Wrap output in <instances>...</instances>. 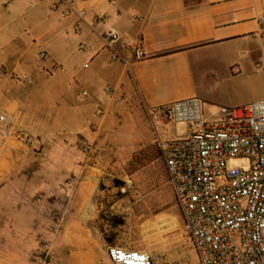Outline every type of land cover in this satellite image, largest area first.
I'll list each match as a JSON object with an SVG mask.
<instances>
[{
  "label": "crops",
  "instance_id": "crops-1",
  "mask_svg": "<svg viewBox=\"0 0 264 264\" xmlns=\"http://www.w3.org/2000/svg\"><path fill=\"white\" fill-rule=\"evenodd\" d=\"M55 1L0 0V98L11 99L4 109L20 127L41 128V180L1 186L0 221L43 238L56 214L94 220L96 197L110 188L127 192L145 223L180 227L159 143L185 127L159 109L187 98L204 112L240 104L226 93L243 62L264 70V0H73L54 9ZM109 30L119 41L105 47ZM139 42L145 57L136 60ZM163 256L172 264L167 251L153 258L164 264Z\"/></svg>",
  "mask_w": 264,
  "mask_h": 264
},
{
  "label": "built area",
  "instance_id": "built-area-1",
  "mask_svg": "<svg viewBox=\"0 0 264 264\" xmlns=\"http://www.w3.org/2000/svg\"><path fill=\"white\" fill-rule=\"evenodd\" d=\"M68 2L73 0H56L52 8ZM261 29L264 32V19ZM74 30L80 32L79 26ZM101 38L105 47L119 41L113 30ZM132 52L136 60L145 57L140 42ZM39 55L46 57L43 51ZM159 111L185 127L182 136L159 143V148L198 264H264V100L220 107L217 118L205 117L197 98L169 103ZM13 141L29 145L32 138L15 114L0 106V164ZM79 145L82 153L90 152L88 140L81 139ZM232 161L239 165L231 166ZM61 221L56 214L50 231ZM106 253L111 264H157L143 250L108 246Z\"/></svg>",
  "mask_w": 264,
  "mask_h": 264
},
{
  "label": "rangeland",
  "instance_id": "rangeland-1",
  "mask_svg": "<svg viewBox=\"0 0 264 264\" xmlns=\"http://www.w3.org/2000/svg\"><path fill=\"white\" fill-rule=\"evenodd\" d=\"M242 65L244 71L231 80L226 93L230 101L240 104L230 107H239L243 100H256L264 96V70L252 69L249 62ZM9 100L12 102L6 96L1 97L0 106L4 108V105L11 104ZM203 114L207 118H217L218 110H206ZM28 133L32 138L31 144L10 143L7 161L3 159L0 164L3 162L5 168L0 174V187L7 184L23 186L41 180V128H29ZM238 165V161L231 162L233 167ZM64 184H67V180ZM124 195L127 192H112L108 188L96 197L99 205L94 220L81 222L67 212L57 230L49 231L43 238L37 239L20 230L15 231L12 224L0 221V264H92V261L94 264H111L106 253L108 246L143 250L152 257L167 251L172 255V264H198L197 254L183 229L179 209L180 227L145 223L137 215L134 199L129 197L124 202ZM68 200L69 197L61 199V202L65 205ZM17 224L21 229V221ZM179 235L182 240L170 242L167 248L160 242L175 240ZM14 239L27 241L28 244L13 247L10 243ZM162 259L164 264L170 263L169 258L166 261V256Z\"/></svg>",
  "mask_w": 264,
  "mask_h": 264
}]
</instances>
